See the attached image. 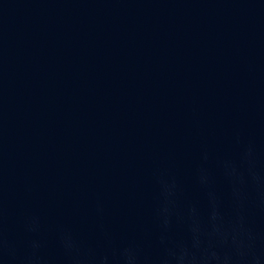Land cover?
<instances>
[{
  "label": "water",
  "instance_id": "1",
  "mask_svg": "<svg viewBox=\"0 0 264 264\" xmlns=\"http://www.w3.org/2000/svg\"><path fill=\"white\" fill-rule=\"evenodd\" d=\"M0 264H264V0H0Z\"/></svg>",
  "mask_w": 264,
  "mask_h": 264
}]
</instances>
